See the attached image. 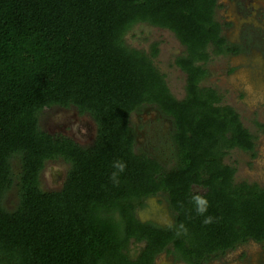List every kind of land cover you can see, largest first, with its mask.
Returning a JSON list of instances; mask_svg holds the SVG:
<instances>
[{"label": "trees", "instance_id": "16d2710c", "mask_svg": "<svg viewBox=\"0 0 264 264\" xmlns=\"http://www.w3.org/2000/svg\"><path fill=\"white\" fill-rule=\"evenodd\" d=\"M219 6L0 0V264H157L163 254L173 264H207L264 243V188L236 182L226 163L234 149L254 154L256 138L224 95L203 85L211 56L243 50L223 35L229 24L217 20ZM138 24L169 30L184 47L174 60L183 99L154 64L157 43L148 52L127 45ZM53 108L88 115L91 144L42 129L41 115ZM152 109L155 123L169 127L151 138L142 119L137 128L131 120ZM57 161L67 165L64 178L45 191L41 175ZM12 190L18 202L9 210ZM159 195L168 225L138 217ZM197 195L207 201L203 214Z\"/></svg>", "mask_w": 264, "mask_h": 264}, {"label": "rangeland", "instance_id": "374dc122", "mask_svg": "<svg viewBox=\"0 0 264 264\" xmlns=\"http://www.w3.org/2000/svg\"><path fill=\"white\" fill-rule=\"evenodd\" d=\"M219 5L216 11L217 20L223 25L229 24L224 26L223 35L243 50L234 55L211 56L206 66L209 76L203 85L218 89L224 95V103L237 110L245 127L256 138L254 154L234 149L226 159V163L236 169L235 181L257 183L264 188V36L261 43L254 41L255 35L251 36V42H243V35L247 36V39L250 38L245 34L250 29L256 32L260 29L261 32L256 34L258 37L264 34V0H219ZM125 40L131 48L146 52L152 44H158L159 52L154 58V64L164 74L171 93L177 99H183L185 75L174 65V60L183 54L185 49L176 36L169 30L138 24L126 35ZM76 112L75 109L70 112H62L57 108L47 110L41 115L40 125L50 134L63 133L88 146L94 139L96 126L88 115L79 116ZM156 116L157 113L153 109L142 111L141 115H132L131 124L133 126L137 120L142 119L145 134L152 138L159 131L160 125L164 126L163 129L169 127L168 123L164 125L165 120L161 121L162 124H156ZM84 121H88L93 127L91 133H87L89 126ZM88 135L91 137H86ZM146 135L138 138L140 144L144 142L145 137L147 139ZM143 145L147 151L153 152L155 149L153 146ZM66 170L65 163L50 162L41 176L43 190H57L61 185L57 173H65ZM52 177L60 181L59 186L50 185ZM17 202L15 190H12L5 200V205L9 210H13ZM148 202V207L138 212L141 220H150L161 225L172 222V213L163 196L153 197ZM173 263L174 261L165 254L157 260V264ZM207 264H264V243L250 241L223 257L211 259Z\"/></svg>", "mask_w": 264, "mask_h": 264}, {"label": "flooded vegetation", "instance_id": "af4514ba", "mask_svg": "<svg viewBox=\"0 0 264 264\" xmlns=\"http://www.w3.org/2000/svg\"><path fill=\"white\" fill-rule=\"evenodd\" d=\"M224 28V27H223ZM250 31H251V36L253 37V35H255V42H257V43H261L262 42V40H263V36H264V34L262 35V36H260V37H258V35H256V34H258L257 32H261L260 31V29H259V31H257L256 32V30H248L245 34L247 35L248 33H250ZM263 32H264V30H263ZM245 36V35H244ZM248 36H250V35H248ZM246 37V36H245ZM258 37V38H257ZM257 38V39H256ZM243 42H244V44H246L247 43V41H246V38L245 39H243ZM249 45H251V43H249ZM252 46V45H251ZM245 49V48H244ZM60 110H62V112H70V111H72V109H70V110H63V109H60ZM77 113V112H76ZM80 116V115H79ZM88 117V116H87ZM138 121V123H140V121L139 120H137ZM88 126H89V129H87L86 131H87V133L89 132V133H91V131H92V129H93V127L92 126H90V123L88 122V121H84ZM138 123L137 124H135V126H136V128H137V126L139 127V125H138ZM95 125V124H94ZM83 126V125H82ZM86 127V126H85ZM56 135L57 134H63V133H55ZM63 135H65V136H68V135H66V134H63ZM141 136V135H140ZM139 136V137H140ZM69 137V136H68ZM83 137V136H82ZM86 137H91V136H86ZM49 165V164H48ZM44 174V172L42 173V175ZM56 180H54V181H49V183H50V185H53V186H57L59 183H60V181L58 180V181H56Z\"/></svg>", "mask_w": 264, "mask_h": 264}, {"label": "clouds", "instance_id": "9594fccd", "mask_svg": "<svg viewBox=\"0 0 264 264\" xmlns=\"http://www.w3.org/2000/svg\"><path fill=\"white\" fill-rule=\"evenodd\" d=\"M118 167L120 168L121 171H123V167L124 165H118ZM194 200L196 202V204L198 205L197 207V212L199 214H203L206 211V207H207V201L206 199L200 197L199 195L194 197ZM211 222V218L207 217L205 218V220L203 221L204 224H208Z\"/></svg>", "mask_w": 264, "mask_h": 264}, {"label": "water", "instance_id": "95a60500", "mask_svg": "<svg viewBox=\"0 0 264 264\" xmlns=\"http://www.w3.org/2000/svg\"><path fill=\"white\" fill-rule=\"evenodd\" d=\"M59 176H60V181L62 182V180H63V178H64V175H65V173H64V171H60V172H58L57 173ZM42 176V175H41ZM56 177H52V181H54V180H56V181H58V179H55ZM55 181V182H56ZM57 186H59V184L57 185Z\"/></svg>", "mask_w": 264, "mask_h": 264}]
</instances>
